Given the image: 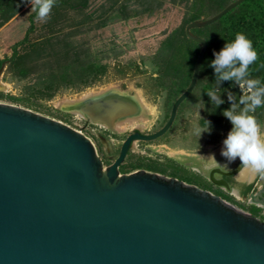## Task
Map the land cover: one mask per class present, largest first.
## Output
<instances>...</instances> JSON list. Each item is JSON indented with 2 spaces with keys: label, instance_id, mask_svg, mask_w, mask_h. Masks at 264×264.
Instances as JSON below:
<instances>
[{
  "label": "water",
  "instance_id": "95a60500",
  "mask_svg": "<svg viewBox=\"0 0 264 264\" xmlns=\"http://www.w3.org/2000/svg\"><path fill=\"white\" fill-rule=\"evenodd\" d=\"M242 1L185 25L200 46L187 87L158 130L126 133L107 166L79 131L0 103V264H264V222L175 178L118 172L133 143L168 130L192 91L206 45L190 30ZM135 99L112 89L62 110L122 135L112 124L138 111Z\"/></svg>",
  "mask_w": 264,
  "mask_h": 264
},
{
  "label": "rangeland",
  "instance_id": "374dc122",
  "mask_svg": "<svg viewBox=\"0 0 264 264\" xmlns=\"http://www.w3.org/2000/svg\"><path fill=\"white\" fill-rule=\"evenodd\" d=\"M208 4L206 0L200 5L198 0H56L47 22L35 19L26 41L17 47L18 66L2 67L0 103L28 109L79 131L93 144L103 166H107L116 156L123 136L62 110L65 103L79 101L89 93L119 89L135 96L139 109L132 124H125L123 131L113 130L126 133L135 127L145 134L157 130L167 119L172 99L165 103L157 85L158 74L152 73L150 66L159 63L163 41L168 36L181 35L192 12H200L197 20L203 19L201 13H212ZM31 12V5L24 0H0V58L9 57L11 46L23 38ZM88 62L106 67L99 81L84 88H60L47 97L52 88L50 82L60 75H70ZM19 68L26 71L25 76L18 75ZM168 75L173 77L174 73L169 71ZM203 119L196 89L183 100L161 137L133 143L127 157L147 158L145 164L156 163L165 170L156 174L188 178L203 190L204 179L185 168V163L192 158L199 165L211 166L214 162L210 156L218 163L223 161V141L208 142L213 138L212 132L199 135L206 128L201 125Z\"/></svg>",
  "mask_w": 264,
  "mask_h": 264
},
{
  "label": "trees",
  "instance_id": "16d2710c",
  "mask_svg": "<svg viewBox=\"0 0 264 264\" xmlns=\"http://www.w3.org/2000/svg\"><path fill=\"white\" fill-rule=\"evenodd\" d=\"M206 1L209 3L208 5L212 7L211 12L213 14H209L208 12L201 13V15H203V19L201 20L213 16L234 0ZM203 2H205V0H198L199 5ZM12 12L13 11L7 14L8 17ZM199 14L200 12L198 11L192 12L186 18L185 25L191 21L197 20ZM36 17V12L32 11L31 14H29V25L23 38L11 46V54L9 57L0 58V71L6 64L15 68L18 66L20 58L19 55H17L16 49L26 41L27 35L33 30V21L37 19ZM190 33L202 39L206 48L198 68L196 82L187 97L193 94L196 89H199L202 113L204 116L201 125L207 127L206 121H210L212 135L217 139L220 137V133L224 131L228 134L232 127L230 121L222 115V111L230 107V102L227 99V91H231L237 96L241 93L239 87L235 86L233 82H222L221 99H223L225 103L214 109V106L206 94L209 88L214 87V69L209 66L211 61L215 58L213 53L214 51L219 52L227 41L230 42L234 40L237 33L245 34L253 42V47L258 53L257 61L249 68L250 78L259 79L261 84L264 85V0H243L239 5L226 12L215 22L202 28L191 29ZM199 48L200 46L197 43L186 38L183 30L180 36H168L163 41L158 57L159 63H153L150 66L151 72L158 74L157 85L162 89L165 103H168L170 99H172L170 108L175 99L185 90L189 83ZM105 71L106 67L104 65L94 62L81 65L77 69H74L70 75H60L55 82H50L52 88L47 97L52 96L57 89L60 88L77 89L88 87L99 81ZM169 71L174 73L173 77L168 75ZM175 72H177L178 75L175 74ZM17 73L23 77L26 71L19 68ZM224 89L227 91H224ZM181 103L177 107L175 116L178 113ZM254 115L261 125L264 126V106L257 108ZM127 153L123 163L118 167V172L120 174H127L134 170H144L158 174L165 173V170L158 166L159 164H145L143 161L147 158L144 159L141 157H136L131 160L127 157ZM171 178H177V180L196 187V184L188 178L175 176Z\"/></svg>",
  "mask_w": 264,
  "mask_h": 264
},
{
  "label": "clouds",
  "instance_id": "9594fccd",
  "mask_svg": "<svg viewBox=\"0 0 264 264\" xmlns=\"http://www.w3.org/2000/svg\"><path fill=\"white\" fill-rule=\"evenodd\" d=\"M31 5V11L37 13V20L47 22L50 18L56 0H24ZM214 59L210 67L214 69V87L207 90L206 94L214 109L224 104L221 99L222 82H233L239 87L240 95L237 96L227 91L230 107L222 111L232 127L227 137L223 140L221 155L228 163L219 164L214 156L210 158L216 165L228 168V164L237 158L240 165L253 173L264 175V126L257 120L254 113L257 108L264 106V85L259 79L250 78L249 68L258 59V53L253 47V42L243 33H237L234 40L226 42L219 52L213 53ZM200 131L211 132V122Z\"/></svg>",
  "mask_w": 264,
  "mask_h": 264
},
{
  "label": "flooded vegetation",
  "instance_id": "af4514ba",
  "mask_svg": "<svg viewBox=\"0 0 264 264\" xmlns=\"http://www.w3.org/2000/svg\"><path fill=\"white\" fill-rule=\"evenodd\" d=\"M102 128L104 131H107L104 127ZM131 131H138L143 135L145 134L135 127ZM225 132L220 133V137L217 139L212 135L213 138L211 137L212 139L208 142L217 141L221 143L223 141L222 138L227 137V133ZM126 133L122 132L121 136H123V139ZM222 160L219 164L224 165L228 163L224 157ZM185 168L204 179L203 185L201 184L203 190L219 197L224 202L250 215L254 219L264 222V175L254 173L250 180H239L237 176L244 167L240 165L238 158L228 164V168L218 166L215 163L211 166H202L193 162L192 158H189V161L185 163Z\"/></svg>",
  "mask_w": 264,
  "mask_h": 264
},
{
  "label": "bare ground",
  "instance_id": "6f19581e",
  "mask_svg": "<svg viewBox=\"0 0 264 264\" xmlns=\"http://www.w3.org/2000/svg\"><path fill=\"white\" fill-rule=\"evenodd\" d=\"M108 90H103L101 91L100 93H95V94H92V93H89V94H86L84 95L81 99V100H85V99H88V98H91V97H94V96H97L98 94H101V93H104ZM78 102V101H77ZM74 103V101H67L65 103V106L64 108H68L69 106H72V104ZM129 109H131L133 112L131 115L127 116V117H123V118H120L118 119L116 122H114L112 124V129H115V130H119V131H123L124 130V127H125V124L129 123V124H132L135 120V115L137 114L138 111L135 110V108L132 109V107H130ZM136 111V112H135ZM74 114H77L78 116H80L79 113L75 112V111H72ZM81 117V116H80ZM129 126V125H128ZM103 127V126H102ZM253 172L249 169H246V168H243L237 178L239 180H250L253 176Z\"/></svg>",
  "mask_w": 264,
  "mask_h": 264
}]
</instances>
